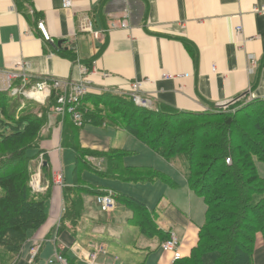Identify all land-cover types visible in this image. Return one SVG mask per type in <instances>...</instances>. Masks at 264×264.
I'll return each mask as SVG.
<instances>
[{"label":"crops","instance_id":"1","mask_svg":"<svg viewBox=\"0 0 264 264\" xmlns=\"http://www.w3.org/2000/svg\"><path fill=\"white\" fill-rule=\"evenodd\" d=\"M87 21L91 30L83 29ZM111 21H125L126 26L110 28ZM238 25L240 33L235 31ZM0 70L23 71L30 75V85L43 78L86 79L91 92H125L137 82L147 106L164 104L188 112L264 99V0H72L70 9H63L61 0H0ZM49 118L41 142L48 168L34 174L38 155L30 162L29 180V186L32 177L39 181L36 192L48 190L47 219L28 232L14 264H58L48 263L55 251L64 254L70 264H172V253L160 248L161 236L142 232L124 202L118 206L116 201L110 213H103L95 197L85 195L79 222L61 223L65 211L62 187L73 185V179L64 176V160L71 155L64 151L69 147L61 145V124ZM86 126L79 131L81 147L122 150L112 145L111 136L115 131L127 133L123 129L104 125L114 131L100 132ZM94 159L98 172L107 173L109 163ZM56 171L63 175L62 186L54 182ZM185 172L173 180L176 186L163 181L164 187L154 195L135 198L152 214L157 230L177 236L183 256L196 245L205 219L204 201L189 188ZM157 181L162 182L158 178L129 182ZM100 186L112 195L128 197L121 190ZM129 224L155 241L144 239L142 243L136 233L128 231ZM126 245L141 251L142 260L135 261L140 256ZM154 245L160 253L147 263ZM93 252L96 256L91 259ZM253 264H264L261 234L256 235Z\"/></svg>","mask_w":264,"mask_h":264},{"label":"trees","instance_id":"2","mask_svg":"<svg viewBox=\"0 0 264 264\" xmlns=\"http://www.w3.org/2000/svg\"><path fill=\"white\" fill-rule=\"evenodd\" d=\"M55 106V91L44 104L0 91V264H14L28 232L47 219L48 190L33 191L29 180L31 160L44 153L41 142L51 115L56 124L62 121L61 145L74 152L73 185L62 187L65 211L61 223L79 222L85 195L108 193L82 180V170L98 172L86 160L88 156L106 158L109 166L102 174L117 177L119 172L128 181L158 178L176 186L167 175L149 167L123 166L120 157L124 150L102 152L81 147L80 129L108 125L123 129L166 160L181 156L186 161L185 178L204 201L205 219L189 255H181L172 264H253L256 235L264 238V180L255 164L256 160L264 162V99L188 112L164 104L139 106L131 97L116 92H89L77 106L81 126H76L67 112L56 114ZM70 127L72 133L67 131ZM44 157L41 171L48 168ZM112 196L133 212L132 221L147 236L159 235L161 242L168 238L156 229L142 202L120 194Z\"/></svg>","mask_w":264,"mask_h":264},{"label":"built area","instance_id":"3","mask_svg":"<svg viewBox=\"0 0 264 264\" xmlns=\"http://www.w3.org/2000/svg\"><path fill=\"white\" fill-rule=\"evenodd\" d=\"M61 7L63 9H70L72 7V0H61ZM125 21H111L109 23L110 28L115 27H125ZM39 27L42 30V23H39ZM83 29L91 30V23L87 21ZM237 33H240L241 26L235 28ZM45 34V33H44ZM45 39L48 40V36L45 35ZM30 78V75H27L25 72H15L9 70H0V91L8 92L10 95H20L27 99H32L40 104L45 102V99L42 98V94H45L49 97L51 91L56 93V108L54 109L56 114L64 115L65 112L71 115V119L76 126L82 125L81 114L77 110L81 99L86 96L90 90V83L86 79H81L78 81L71 79H41L40 81L30 85L27 84V80ZM17 81H20L17 83ZM115 92V91H114ZM121 95H126L132 98V100L139 106H147V102L142 98L140 94V85L137 82L131 83L127 91H116ZM62 121H60V124ZM41 158L42 154L40 155ZM229 162V160H226ZM42 167L41 159L36 163L34 167V174H39ZM54 182L58 186L63 185V175L60 171L54 173ZM30 185L32 188H39V181L32 177ZM95 203L98 205L99 209L103 213H110L114 206L115 201L111 193L97 195L95 198ZM178 238L174 233H170L168 238L165 239L160 244V248L164 252L172 253L173 260L181 257L179 251ZM36 252L33 251L31 258L33 259ZM96 252H93L89 255L91 259H94ZM58 263V264H68L66 259L58 252L55 251L52 257L48 260V263Z\"/></svg>","mask_w":264,"mask_h":264},{"label":"rangeland","instance_id":"4","mask_svg":"<svg viewBox=\"0 0 264 264\" xmlns=\"http://www.w3.org/2000/svg\"><path fill=\"white\" fill-rule=\"evenodd\" d=\"M32 100V99H29ZM34 101V100H33ZM36 102V101H35ZM44 104V103H43ZM222 109H226V105H221L220 106ZM56 108V106H55ZM54 108V109H55ZM38 109V108H37ZM35 109L34 111H36ZM52 116V115H51ZM50 117V116H49ZM50 119V118H49ZM50 120H48V123ZM47 123V124H48ZM48 126V125H47ZM46 126V128H47ZM93 128V129H92ZM108 128V129H107ZM106 129L108 131L113 130L110 127H107ZM85 129L89 130H94V131H104L106 129L102 127H92V126H86ZM69 133H72L73 131L71 130V127L67 129ZM114 131V130H113ZM114 135L111 136V142L113 146H119L122 150H125V154L122 155L120 158V163L126 167H149L154 171H157L156 173H163L170 177V179L175 180L176 178L180 177L182 172L184 173L186 170V161L183 157L177 156L171 160H166L159 154L155 153L151 148H149L147 145L144 143L140 142L138 139H136L134 136L128 134V133H122L120 131H115ZM64 151L67 153H70V158L67 160H64V176L66 178L70 179L72 178V171H73V159H74V154L73 152L67 148ZM31 154V151L28 152ZM63 158V156H62ZM95 157L93 156H88V160L90 162V165L96 169H99V164L98 161L94 159ZM103 160H106V158H100ZM257 171L259 175H261L264 178V162L256 160L255 161ZM31 165H33L31 163ZM36 166V165H35ZM118 175L127 178L124 174H120L118 172ZM82 180L87 182L91 186L98 187L99 185H105L110 188H114L115 190H121L122 192L126 193L128 197L131 198H148L151 195H154L155 192H157V189L159 187H164L165 183L162 181H157L154 184H145L142 185L140 183H133V182H125L124 180L116 179L115 177H111L110 175H105L90 169H84L82 170L81 174ZM67 179V180H68ZM87 201H91L90 196H86L85 198ZM148 200V199H147ZM89 203V202H88ZM118 206L122 205L121 202L116 203ZM89 206V205H88ZM92 210L95 211L94 207L91 205L89 206ZM204 223V221H203ZM163 222L159 221L160 227H163ZM128 231L131 233H136L138 235L139 240H141L142 243H144V239H152L150 238H144L141 234H139L138 230L134 227L133 224H129L128 226ZM106 238V237H105ZM107 239V238H106ZM152 241H155L152 239ZM148 243V242H147ZM126 248L130 251L136 252L135 255L140 256L141 251H138L136 249H133L130 245H126ZM152 250L149 252L151 253L148 256L147 263H151L154 260L155 253L158 255L160 253L158 249L156 248V245L154 247H151ZM154 253V255H153ZM143 258V255H141L138 258H135V261H141ZM132 260H130L131 262ZM140 264V263H138Z\"/></svg>","mask_w":264,"mask_h":264},{"label":"bare ground","instance_id":"5","mask_svg":"<svg viewBox=\"0 0 264 264\" xmlns=\"http://www.w3.org/2000/svg\"><path fill=\"white\" fill-rule=\"evenodd\" d=\"M41 96H42L43 99L48 98V96H46L45 94H42ZM45 101H46V100H45ZM37 158H38V159H37V162L40 161V159H41V163L43 164V158H41L40 156L37 157ZM30 187H31V185H30ZM32 190H33V191H36L37 188H36V189L32 188Z\"/></svg>","mask_w":264,"mask_h":264},{"label":"water","instance_id":"6","mask_svg":"<svg viewBox=\"0 0 264 264\" xmlns=\"http://www.w3.org/2000/svg\"><path fill=\"white\" fill-rule=\"evenodd\" d=\"M58 44H60V42H58Z\"/></svg>","mask_w":264,"mask_h":264}]
</instances>
